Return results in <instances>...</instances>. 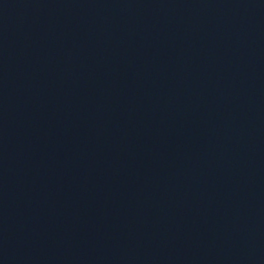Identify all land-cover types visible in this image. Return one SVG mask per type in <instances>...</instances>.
Listing matches in <instances>:
<instances>
[{
  "label": "water",
  "instance_id": "95a60500",
  "mask_svg": "<svg viewBox=\"0 0 264 264\" xmlns=\"http://www.w3.org/2000/svg\"><path fill=\"white\" fill-rule=\"evenodd\" d=\"M90 264H264V0H78Z\"/></svg>",
  "mask_w": 264,
  "mask_h": 264
}]
</instances>
